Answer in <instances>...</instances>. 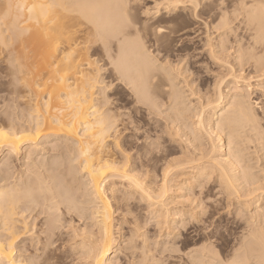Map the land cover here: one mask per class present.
Instances as JSON below:
<instances>
[{
    "label": "bare ground",
    "instance_id": "6f19581e",
    "mask_svg": "<svg viewBox=\"0 0 264 264\" xmlns=\"http://www.w3.org/2000/svg\"><path fill=\"white\" fill-rule=\"evenodd\" d=\"M143 1L0 0V59H3L4 55H6L4 57L6 61L12 64L10 66L6 61L4 62L10 67L8 68V75L1 76L0 80H5L4 83L6 85L8 83V86L14 87L13 90L9 89L10 91H0L9 96L7 97L8 99L6 98L8 104H4V102L0 104V132L4 133L3 136H0V191L6 193L5 198L0 199V264H55L52 261L55 257L50 258V255L52 247L57 244L54 241V236H60L58 223L62 219H59V217L63 215V217L65 215L68 216L70 220L78 218L84 223L83 228L79 226L82 228L81 230L80 228L79 230L74 228L70 230L71 235L69 234L71 238L69 239L72 242L70 248L80 251L81 258L83 259L79 260V262L84 261L82 264H98V262L99 264H116L113 262L116 257H119L120 263L124 260L126 264H158V260L155 257L156 253L155 255L152 253V248L154 247L151 248L149 244L151 240L150 238L148 239L146 233L148 231H144L145 225L150 227L148 224L151 223L152 227L157 229L155 232H158L156 233L159 238L160 236H164L165 238H168L170 235L176 236L179 233L177 234L175 230H179L180 235H185V240L183 238V242L179 245L185 248V246H189V242L186 243L189 231L194 233V236L197 237L196 240L205 237V234H203L205 231L199 230L201 218L205 216L203 215L205 213L203 211L207 210V208L206 210L202 208H204L205 202L208 203L207 200L209 199L205 188L209 192L216 185L214 187L224 195L225 201L228 203L229 201H233L239 206V209L236 207L237 210L246 212L255 204L254 202H250L252 199L255 200L254 198L258 197L257 201H259L260 197H264V179L262 182V177L254 174V171L260 166L263 167L260 171L264 173V155H262L264 152L261 155L259 154L263 158L253 156L256 158H252L256 161V164L254 162L251 163H254L255 166L258 165L254 169V164L251 165L249 163L252 160L251 156L247 160L246 156L248 154L245 155L244 153L249 150L245 146L247 151H244L245 148L243 147V144L248 142L246 140L250 142L254 137H259V135L261 136L260 140L264 141L261 139L263 138L261 134H264L262 133L264 129L261 131L263 126H259L261 125L259 123L260 120L256 118L249 119L244 101V95L248 93L246 92L243 95L241 93L242 90L234 85V94L228 98L226 91L227 94L224 97V91L220 90L223 87L221 86L223 80L220 79L222 81L217 83L215 78L216 83L214 82V86L216 89L213 88L216 90V93L211 86V89H213L211 95L213 92L216 94V97L214 96L215 100L211 101L209 98L210 101L206 102L205 100L208 97H205L204 101L206 105L202 102L204 104L202 108H199V112L197 110L193 115H187V110L180 106V95L182 92L177 90L174 84L175 81L173 82L171 79L172 77L162 71L164 69L161 70L153 65V61L158 60L151 59V56L156 51L153 53L151 47L152 53L149 52L144 43L149 39L150 43H146L151 44L153 42L152 46L154 45L153 48H156L161 45L159 44L160 41L163 44L162 40L164 39L170 38L175 34L179 36L185 31L188 32L185 30L186 27L182 26L185 23L182 24L183 19L181 20L180 15L183 14V18L184 15H187V18L191 15L195 17L200 13L203 15L204 13L202 12L205 11V8L202 5L204 3L201 4L200 0H197L201 7L187 11L183 5L170 10L167 4L173 3L174 0H150L154 1V4H152L153 8L150 7V9L153 10V13L156 14L154 16L157 18V20L151 22V18L153 17L150 18V16L153 15H145L146 12L150 13V10L146 8L147 6L142 8V4L145 2ZM209 1L208 3H211ZM244 1L241 5L246 11V13L244 11L243 13L247 16H243V18H247L248 24L244 25L243 30L248 25L249 28L247 27L246 29H249L251 32L247 33H252V44L250 43L252 47L250 48V45H245L246 47L249 46L247 49H251L250 52L247 51L246 53L250 59L247 58V55L246 58L249 62L251 59V61H254L252 63L254 66H251V68L254 67L255 73H259L256 77L259 78L264 75V67L260 66L261 57L264 55V0H246L247 3H244ZM219 3L216 5L217 7ZM158 4L163 6L156 7ZM125 5H128V7H125ZM202 8L204 11H201ZM235 12L242 15V11L240 12L241 14L239 10ZM161 13H165L164 15L168 14V16H161ZM225 13L223 11L222 14ZM216 15L217 19L213 16L216 19L215 25L212 24L213 27L212 25V28L210 27L213 32L226 26L223 19L225 16ZM186 19L183 21H186ZM128 20L132 21L133 27L131 30L126 27V21ZM244 21L246 22V20ZM228 23L230 24L231 22ZM186 26L188 27L190 24ZM160 27L166 29L164 33L158 31ZM239 27L241 28V25ZM182 30L184 31L182 32ZM208 36L210 37V35ZM214 37L216 36H213V40ZM217 37L220 38L219 40L222 39L221 35ZM242 39L239 40L243 42ZM247 39H245V42H251L246 41ZM208 42H211V40ZM218 42L220 45L221 42ZM241 44L239 43L237 46L240 45L242 47L244 45ZM211 47L209 44L207 49L209 48V54L212 59H216V62L225 59V56L217 54L213 50L214 48ZM239 47L238 49L240 50ZM232 50L230 51L232 52ZM157 51L160 55L159 50ZM239 53L241 55L237 59L239 65H241L242 61L245 60H242L244 52ZM216 54L223 56L222 58L224 59L218 60ZM229 59H227L228 62ZM247 59L246 62L248 63ZM181 60L185 61V59ZM228 62L226 63L228 64ZM185 63L187 64V62ZM247 63L245 64L244 61L243 65H247ZM163 64L160 65L163 66ZM225 66L224 64L223 67ZM181 67L182 64L180 70H182ZM226 67L228 68L229 66ZM184 69L187 70V68ZM229 69L228 71L232 70ZM186 70L185 73H188L189 71L186 72ZM226 70L223 71L226 72ZM209 71L207 69L206 72ZM233 71L232 73L235 74ZM181 72L183 74L184 70ZM102 75L110 79L109 83H104L106 78L103 79ZM175 75L177 74L175 73ZM223 76L218 77L223 78ZM239 78L238 76H233V78L231 76V79H234V81ZM256 78L254 77V79ZM185 80L181 79L180 82L182 83ZM258 81L261 82V80ZM237 82L240 81H235L234 83L236 84ZM246 82H243V84H246ZM4 83L0 84L2 88L6 86L3 87L2 84ZM118 84L124 85L120 87H126L127 89H125L129 90V95L128 91H125V95H128L127 99L130 103H127L128 101L124 103L126 108L130 104V110L133 111L127 109L129 113H123L124 111L120 109L124 105L118 100V98L125 96H119L122 92L119 95L116 94L118 95V97L116 96L117 100L112 99L115 96L113 85L117 87ZM232 84H228V87L229 85L231 87ZM185 86L187 87H184V89L190 90L191 84L188 85L186 83ZM246 86L249 85L247 84ZM16 87H19L20 93L14 91ZM109 88L114 92V96L112 97V94L109 93V91L111 92V90H108ZM192 91L190 90L189 92L194 94ZM116 92H120L119 89ZM208 92L205 93L208 94ZM242 92L245 91L243 90ZM208 95L210 96V94ZM3 99L5 98L3 97ZM160 101H165L163 102V105L166 106L164 114L169 111L170 115H165L167 117L161 115L163 121H156L155 126L149 129L148 127L151 124L148 127L146 125L150 120L145 122L144 125L146 127L144 125V127L142 125L141 127L138 126L141 120L137 119L138 116L135 117L137 119L136 124L132 112L134 113V110L137 111V107H142L147 115H152V118L159 115ZM201 101L203 100L201 99ZM117 102L121 104L120 108H118ZM196 103L194 101V104ZM199 103L201 102L199 101ZM187 106H184V108ZM198 106L201 107V105ZM141 116L144 115L142 114ZM144 118L146 117L144 116ZM144 118L143 121L146 120ZM140 119L142 118L140 117ZM145 128L148 130L141 133ZM129 132L138 134V136L135 135L137 136L135 142L131 139V136L129 138ZM251 136L252 138L250 139ZM152 138L156 141H153ZM242 139L246 142L242 143ZM48 141L54 142L52 147H49L50 149L43 146ZM240 143H242L241 146L244 149L239 146ZM262 146L263 149L261 151L264 150V145ZM262 146L259 148L261 149ZM260 149H257L258 152H261L259 151ZM49 152L50 154L51 152L54 154L47 158L46 153ZM151 161L154 163L153 166L149 165V163L152 164ZM85 164L88 165V171L84 169ZM60 168L65 185L70 183L69 179L74 180L75 174H78V178L80 176L82 180V183H80L84 187L83 190L87 191L84 195L87 199L81 198L83 196L82 192V196L77 195V197L85 200L79 202L80 199H76V196L73 194L74 192L72 193L67 185L63 193L59 192L58 188L62 184L58 179ZM68 186L71 187L70 185ZM78 187L77 189H79ZM72 188L74 187L72 186ZM204 192L206 193L205 197H203ZM215 193L216 195H213L218 196L216 191ZM80 194L81 192H79ZM213 200H215L214 197ZM84 204L87 205L86 208ZM235 205H233V209ZM257 205V209L255 208V211L251 212L252 214L247 213L248 215L246 217L243 216L245 219L242 220L245 224L244 229H242L244 226L241 227L245 232L242 235V239L246 241L245 244L243 242L242 244L249 248L244 247L245 251L241 252L242 254L236 252L238 255L233 256V254V258L230 260H227V257L224 256L222 258L221 254H219L220 256H218L222 259L218 260L216 258L217 262L214 261L209 252L205 251L206 249H200L201 251H197L198 253L195 255L196 261H191L190 263L212 264L214 261L216 263L213 262V264H264V200L261 202V205L258 203ZM140 208L143 209L140 213H144L143 218L140 215L142 220H140L139 213H137L141 210ZM211 211L213 212L212 208ZM214 212L216 211L214 210ZM219 212L218 214H221ZM208 214L210 215L209 211ZM228 215L230 216V213ZM116 216L121 218L117 223L118 225L114 223ZM243 217L241 216L240 218ZM205 218L207 219L206 216ZM216 218L218 217L216 216ZM78 219L76 220L78 221ZM206 219H204L205 222ZM76 220L74 219V222ZM207 220L210 219L208 218ZM37 221L38 223L36 224ZM67 223L73 224L70 221ZM237 223L239 222L236 221L235 224L237 225ZM87 224H89V227ZM75 225L78 226V223ZM124 226L128 230L126 239L124 236L127 230L124 236L122 232ZM87 227L91 229L87 230ZM241 229L239 231H242ZM213 239L211 240L213 241ZM169 240H175V238L170 239L169 237ZM205 241L206 239H204ZM154 243L157 244L156 242ZM239 243L238 246L241 245ZM21 244L23 246H20ZM173 244H175V241ZM160 245L162 244L160 243ZM176 245L178 244L176 243ZM58 246L62 245L58 244ZM152 246L154 245L152 244ZM165 246L168 247V244ZM177 247L175 246V248ZM189 247H187V250L190 249ZM53 248L56 249L55 247ZM162 248L164 250V245H162ZM184 248L180 250L178 247L179 250L176 253L182 251ZM54 251L56 252V250ZM68 252L70 251L68 250ZM161 252L163 253V251ZM186 252L184 254L188 255L189 252ZM162 253L161 255L163 256L164 253ZM165 254L168 253L165 252ZM115 255L116 257H114ZM174 255L176 258V254ZM58 257L60 256L58 255ZM182 257H180V260H182ZM225 258L226 260H224ZM251 259L252 263H249ZM177 260L175 259L174 261ZM179 262L177 263L181 264V261ZM162 264L164 263L162 262Z\"/></svg>",
    "mask_w": 264,
    "mask_h": 264
},
{
    "label": "rangeland",
    "instance_id": "374dc122",
    "mask_svg": "<svg viewBox=\"0 0 264 264\" xmlns=\"http://www.w3.org/2000/svg\"><path fill=\"white\" fill-rule=\"evenodd\" d=\"M145 1V2H144ZM143 2V4H144V6H143V4H142V8H145L146 6V8L148 9L149 8V10H150V13H151V15H153V16H150V18L151 17H153V18H151L152 19V21L151 22H154L155 20H157V18L155 17L156 16V14H154L153 13V10L152 9H150V7L151 8H153V5L152 4H154L153 2L155 1H150L149 0V2H148V0L146 1V0H144ZM199 1V0H198ZM202 1H204V2H202ZM218 0H210L209 2H211V3H208V0H200L199 2H201V4H205V5H207V6H205L204 4V6L202 5V7L203 8H205L204 10H203V8L201 9V11H204V12H202V13H204L203 15L200 13V14H198L197 16H201V18H199L200 19V22H199V19L197 20V19H194L195 17L194 16H189L190 18H192V19H190L189 17L187 18L185 15H184V18H183V14H181L180 15V18H181V20L183 19V20H185L186 18L188 19H186V21H183L182 20V24H184V25H182V26H185L184 28H185V30H187L188 32H183L184 30H182V32L183 33H185L186 34V36H184L185 34H183V33H181V31H180V35L179 36H176V34L175 35H173L172 37H174V38H172V37H170V38H167V39H164V40H166L165 41V43H164V40H162V42H163V44L161 43V41H160V43L159 44H161V45H159V47H156V48H153L154 47V45L152 46V44H153V42H151V44H147V43H150V40L148 39V40H146L144 43H145V46H147L146 48H148L149 49V52H151L152 53V49H153V53L155 54H153L152 56H151V59L152 60H154V59H158V60H155V61H153V65L155 66V67H157V68H159V69H164V70H162V71H164V72H166L167 74H169L170 75V77H172L171 79L173 80V82H174V84L176 85V87H177V90L178 91H181L182 93H181V95H180V101H181V107L183 108V109H186L187 110V115L189 114V115H193V113L194 112H196L197 110V112H199L200 111V109L199 108H202V106H203V104L205 103V105H206V102H209L210 100H209V98L211 99V101H214L215 100V97H216V94H214V92L216 93V88H215V86H214V82L217 80V83H219V82H221L222 80V82H223V84L221 85V86H223V87H221V89L220 90H222V92L224 91V93H223V95H224V97H225V95L227 94L228 95V98L230 97V96H232V94H234V91H233V86L234 85H236V86H238V88H240V90H244L245 92H242L241 91V93L244 95L246 92H247V89H251V95L255 98V97H257V96H259L260 94H261V88H264L263 86H264V81H262L261 80V73H260V77L259 78H256L257 76H258V74L259 73H255V70H254V67H252L251 68V66H254L252 63L254 62V61H251L250 60V62H249V60L248 59H250V58H248L249 57V55H247L246 53H247V51H249L250 52V50L249 49H247V48H249V46L248 47H246L247 45H250V48L252 47V33H247V32H251L249 29H246L247 27H248V25H247V27L243 30V28L246 26V24H248L247 22V18H243V16L244 17H246L247 15H245L244 13H246V11H245V9H244V7H242V8H238L237 7V5H239V3H240V5H241V3H243V1L241 0V2H240V0H238V2H236L237 0H219L218 2H217ZM232 1H234V2H232ZM207 2V3H206ZM214 4H213V3ZM217 2V3H216ZM220 2V3H219ZM236 2V3H235ZM246 2V0L244 1V3ZM218 3H219V6L217 7L216 5H218ZM222 3H225V4H227L228 6L227 7H225V8H221L220 7V5L222 4ZM247 3V2H246ZM146 4V5H145ZM215 7H217V8H215ZM228 10H227V9ZM237 8V9H236ZM208 9V10H207ZM226 9V10H225ZM234 9V10H233ZM242 9V10H241ZM244 9V10H243ZM152 10V11H151ZM216 10H217V12H216ZM222 10V11H221ZM233 10V11H232ZM238 11L239 10V13L242 11V15H239L238 14V12H235V11ZM214 11V12H213ZM219 11V12H218ZM223 11H224V13H225V11H226V13L225 14H222L223 13ZM229 11V12H228ZM231 11V12H230ZM243 11H244V13H243ZM228 12V13H227ZM153 13V14H152ZM218 14L219 16L221 15L222 17H224L223 19H224V21H225V23H226V26L223 28V29H220V30H218V31H216V30H214V32H213V30L211 29L212 27H213V25H215V22H216V17H217V15L216 14ZM221 13V14H220ZM233 13H236V14H233ZM165 13H161L160 15L161 16H168V14L167 15H164ZM241 14V13H240ZM244 14V15H243ZM155 15V16H154ZM229 15V16H228ZM237 15V16H236ZM210 16V17H209ZM216 18H214V17ZM155 17V18H154ZM186 17V18H185ZM233 17V18H232ZM236 18V19H235ZM189 19H190V21H189ZM210 19V20H209ZM226 19V20H225ZM228 19H230V20H228ZM242 19H244V20H246V22L244 21V20H242ZM205 20V21H204ZM207 20V21H206ZM209 20V21H208ZM234 20V21H233ZM239 23L240 22V24H238L236 21ZM227 21V22H226ZM187 22H188V24H190V26H186V25H188L187 24ZM190 22V23H189ZM214 22V23H213ZM228 22H231L230 24L228 23ZM243 22V23H242ZM192 23V24H191ZM200 23V24H199ZM206 23H208V24H206ZM228 23V24H227ZM242 23V24H241ZM213 24V25H212ZM211 25H212V27H211ZM233 25H235V26H233ZM239 25H241V28L239 27ZM245 25V26H244ZM207 26V27H206ZM209 26V27H208ZM243 26V27H242ZM203 27V28H202ZM211 27V28H210ZM205 28V29H204ZM228 28V29H227ZM233 30H232V29ZM249 28V27H248ZM209 30V31H208ZM226 30V31H225ZM229 30V31H228ZM240 30V31H239ZM210 32V34H208V32ZM233 33H232V32ZM246 31V32H245ZM207 32V33H206ZM212 32V33H211ZM200 33V34H199ZM224 33V34H223ZM228 33H229V35H228ZM232 33V34H231ZM240 33V34H239ZM247 33V34H246ZM178 34H179V32H178ZM177 34V35H178ZM212 34V35H211ZM235 34H236V36H235ZM249 34V35H248ZM184 37H183V36ZM208 35H210V37L208 36ZM218 35H221L222 37V41L221 40H219L220 38H218L217 36ZM226 35V36H225ZM245 35H248V36H245ZM176 36V37H175ZM204 36V37H203ZM213 36H216V37H214V40L212 39L213 38ZM225 36V37H224ZM229 36V37H228ZM179 37V38H178ZM182 37V38H181ZM248 37H250V38H247ZM211 38V39H210ZM225 38H227V39H225ZM242 39L243 40V42H241L239 39ZM173 39V40H172ZM209 39V40H208ZM234 39V40H233ZM245 39H247L246 41H251V42H249V43H247V42H245ZM250 39V40H249ZM172 40V41H171ZM200 40V41H199ZM211 40V42H208V41H210ZM215 40H217V41H215ZM224 40V41H223ZM228 40V41H227ZM239 41V43H242V44H244L242 47H243V49H241L242 47L240 46V45H238L237 46V44H239V43H237L238 41ZM149 41V42H148ZM213 41V42H212ZM218 41H220L221 43H220V45H219V42ZM147 42V43H146ZM218 44H217V43ZM224 42V43H223ZM227 42V43H226ZM245 42V43H244ZM212 46L211 48H214L213 50H215V52L217 53V54H222L223 56H225V59L224 58H222L223 56H221V55H217L218 56V60H220V59H224V60H220V61H218V62H216V59H212V57H210V54H209V48L207 49V47L209 46V44ZM213 45H212V44ZM223 43V44H222ZM237 43V44H236ZM247 43V44H246ZM251 43V44H250ZM147 44V45H146ZM165 44V45H164ZM166 44H167V46H166ZM206 44H208V45H206ZM224 44H226V45H224ZM229 44H231V45H229ZM233 44H234V46H233ZM241 44V45H242ZM149 45H151V46H149ZM163 45V46H162ZM179 45V46H178ZM200 45H202V46H200ZM204 45V46H203ZM224 47H223V46ZM246 45V46H245ZM166 46V47H165ZM216 46V47H215ZM231 48H230V47ZM240 46V47H239ZM244 46L246 47L245 48V50H244ZM151 47H152V49H151ZM202 47V48H201ZM238 47L240 48V50H242V51H240L239 49H238ZM217 48V49H216ZM223 48V49H222ZM224 48H226L225 49V51H226V53H225V51H224ZM229 48V49H228ZM236 48V49H235ZM151 49V50H150ZM155 49H157V50H159V52H160V55L158 54V51L157 50H155ZM186 49V50H185ZM220 49H221V51H220ZM228 49V50H227ZM233 49V50H232ZM162 50H163V52H162ZM176 50V51H175ZM202 50H204V51H202ZM219 51V53H218V51ZM230 50H232V52L230 51ZM237 50H239V51H237ZM244 50V51H243ZM187 51V52H186ZM202 51V52H201ZM229 51V52H228ZM236 51V52H235ZM168 52V53H167ZM185 52V53H184ZM221 52V53H220ZM228 52V53H227ZM231 52V53H230ZM239 52H244V56H243V59L242 60H244L245 61V64L247 63L246 62V59L248 60V63H247V65H243V63H244V61H240V63H242L241 65H239V61H238V56L239 55H241ZM248 52V53H249ZM208 53V54H207ZM224 53V54H223ZM236 54V56H235V54ZM186 54V55H185ZM227 54H230V55H227ZM232 54V55H231ZM156 55H159V56H156ZM246 55H247V58H246ZM2 56V55H1ZM6 55H4V57H5ZM155 56V57H154ZM184 56H186L185 58H184ZM208 56V57H207ZM220 56H221V58H220ZM233 56V57H232ZM3 57V56H2ZM3 57V59L1 58L0 60V63H3V64H1L0 65V77L1 76H7L8 75V68L10 67V66H12V64H10V63H8L7 61H6V59ZM153 57V58H152ZM161 57V58H160ZM180 57V58H179ZM230 58V59H229ZM5 59V60H4ZM168 59V60H167ZM181 59H185V61L184 60H181ZM190 59V60H189ZM205 59V60H204ZM227 59H229V62H228V60ZM2 60H4V61H2ZM167 60V61H166ZM179 60H181V61H179ZM207 60V61H206ZM214 60H215V62H214ZM6 61V63H8V64H10V66H7L4 62ZM162 61V62H161ZM210 61V62H209ZM221 61H222V63L223 62H225V63H221ZM234 61H235V63L237 64H235L234 63ZM237 61V62H236ZM166 62V63H165ZM185 62H187V64L185 63ZM226 62H228V64L226 63ZM155 63V64H154ZM160 65V64H163V66L162 65H160L161 67H163V68H161L158 64ZM168 63V64H167ZM180 63V64H179ZM216 63V64H215ZM217 63H219L220 65H222V66H220L219 64H217ZM7 66V71H6V69H5V65ZM158 66H157V65ZM179 64V65H178ZM181 64H182V67H181V69L182 70H184V72H183V74H181L182 72V70H180V66H181ZM204 64V65H203ZM208 64H209V66H208ZM224 64L226 65V66H229V67H231L230 69H229V67L227 68L226 66V69H225V67H223L224 66ZM234 64V65H233ZM252 64V65H251ZM172 65V66H171ZM185 65V66H184ZM186 65H189V66H186ZM202 65V66H201ZM212 65V66H211ZM220 66L219 68H218V66ZM243 65V66H242ZM166 66V67H165ZM170 67V68H168V67ZM217 66V67H216ZM235 68H234V67ZM237 66V67H236ZM241 66V67H240ZM172 67H173V69H172ZM174 67H175V70H174ZM179 67V68H178ZM207 67V68H206ZM215 67V68H214ZM234 69H233V68ZM243 67V68H242ZM166 68V69H165ZM184 68H187V70L186 69H184ZM223 68V69H222ZM238 70H237V69ZM240 68H241V70H240ZM245 68V69H244ZM11 69V68H10ZM168 69V70H167ZM170 69V70H169ZM179 69V70H178ZM189 69V70H188ZM207 69H208V71H209V69H210V71L209 72H206L207 71ZM217 69V70H216ZM222 69V70H221ZM228 69L229 70H231V71H228ZM243 69V70H242ZM172 70H174V71H172ZM185 70H186V72H188V73H185ZM212 70V71H211ZM223 70H226V72L225 71H223ZM233 70H235V71H233ZM240 70V71H239ZM170 71V72H169ZM178 71V72H177ZM232 71L233 72H235V74H237V75H235L234 73H232ZM237 71H239L238 73H236ZM6 74H5V73ZM180 72V73H179ZM210 72H212V73H210ZM222 72V73H221ZM2 73V74H1ZM170 73H172V74H170ZM175 73L178 75H175ZM185 73V74H184ZM190 73H192V74H190ZM225 73V74H224ZM229 73V74H228ZM233 75H232V74ZM253 73H255V74H253ZM181 74V75H180ZM188 74H189V77H188ZM216 75V76H214V75ZM240 74V75H239ZM251 74V75H250ZM257 74V75H256ZM9 75H10V72H9ZM173 75V76H172ZM184 77H183V76ZM193 75V76H192ZM196 75V76H195ZM198 75V76H197ZM223 75H225L226 77H228L227 79H226V77L225 76H223ZM245 75V76H244ZM253 75H256V76H253ZM174 76H176V77H174ZM180 76H181V78H180ZM221 76H223V78H219V77ZM231 76H232V78H233V76H238V80H235V81H240V82H237L236 84L234 83L235 81H234V79L232 80L231 79ZM252 76V77H251ZM102 77H103V79H105L104 81V83H106V82H108L109 83V81H110V79H108L107 78V76L105 77V75H102ZM174 77V78H173ZM193 77V78H192ZM245 79V81H244V79ZM251 77V78H250ZM254 77L256 78V79H254ZM185 78H187L189 81H191V82H189L187 79L185 80ZM191 78V79H190ZM195 78V79H194ZM215 78H216V80H215ZM218 78V79H217ZM1 79V78H0ZM2 79H4V77H2ZM176 79H178V80H176ZM185 80V81H182V83H184L185 85H186V83L188 84V85H190L191 84V86L189 87L190 88V90L192 91V89H194V91H192L194 94H191V92H189L190 90L189 89H187V88H185L184 89V87H187V86H185L184 84H182L181 82H180V80ZM206 79V80H205ZM220 79H222L221 81H220ZM247 79V80H246ZM252 79V80H251ZM253 79H254V81H253ZM219 80V81H218ZM248 80H249V82H248ZM257 80V81H256ZM258 80H261V82L260 81H258ZM1 81V83H4L5 82V80H0ZM247 81V82H246ZM252 81V82H251ZM7 82V81H6ZM189 82V83H188ZM198 82V83H197ZM228 82V83H227ZM233 84H232V83ZM243 82H246V84L244 83L243 84ZM254 82V83H253ZM0 83V84H1ZM178 85H177V84ZM181 83V84H180ZM192 83H193V86H194V88H193V86H192ZM213 83V84H212ZM216 83V82H215ZM225 83V84H224ZM240 83V84H239ZM250 83V84H249ZM261 83V84H260ZM228 84H232V86L230 87V85H229V87H228ZM242 84V85H241ZM249 85V86H246V85ZM3 85V87L6 85L5 83L4 84H2ZM182 85H184V86H182ZM227 85V86H226ZM240 85V86H239ZM1 86V85H0ZM119 86V87H118ZM120 86H124V85H121V84H118L117 85V87H118V89H119V91L120 92H116V91H118V89H117V87H116V85H113V90H115V94H114V92H112V89H108V90H111V92L109 91V93L110 94H112L111 95V97L112 96H114V98L112 97V99L113 100H117V97H118V95H119V93H121L122 92V94H120L119 96H123V95H125L126 94V92L128 93V95H129V90H126L127 88L126 87H120ZM181 86H182V88H181ZM210 86V87H209ZM211 86H212V88L214 89H211ZM253 86H254V88H253ZM12 87V88H11ZM8 86V83H7V85L5 86V88H2V86L0 87V91H4L5 92V90H7V91H10V90H13L14 89V87L13 86ZM115 87V88H114ZM191 87H192V89H191ZM225 87V88H224ZM248 87V88H247ZM259 87V88H258ZM261 87V88H260ZM112 88V87H111ZM123 88V89H122ZM126 88V89H125ZM181 88V89H180ZM208 88H209V90H208ZM230 89V91H229V89ZM243 88V89H242ZM3 89V90H2ZM10 89V90H9ZM182 89H184V90H182ZM206 89V90H205ZM210 89H211V92H210ZM225 89V90H224ZM228 89V90H227ZM254 89V90H253ZM201 90V91H200ZM209 92H208V91ZM212 90L214 91L213 92V94L211 95V93H212ZM232 90V91H231ZM15 92H19L20 93V89H19V87H16L15 88V90H14ZM126 91V92H125ZM187 91H188V93H187ZM196 91H198V92H196ZM200 91V92H199ZM226 91H227V93H226ZM229 91V92H228ZM123 92H124V94H123ZM205 92H208V94H210V96L207 94V93H205ZM230 92H233V93H231L230 94ZM0 93H2V94H0L1 96H0V98L2 97V99H3V97L5 98V99H0V104H2L3 102H4V104H8V101H7V97H9V96H7V94H3V92H0ZM18 93V94H19ZM185 93V94H184ZM197 93H201L200 95L199 94H197ZM17 94V95H18ZM114 94V95H113ZM116 94H118V95H116ZM186 94H187V96H186ZM197 94V95H196ZM3 95V96H2ZM128 95L125 97H121V98H118V100H120L119 102L121 103L122 102V104H124L126 101H128V99H127V97H128ZM190 95V96H189ZM194 95V96H193ZM198 95H199V97H198ZM203 95V96H202ZM245 95H247V94H245ZM245 95H244V97H245ZM117 96V97H116ZM185 96V97H184ZM195 96H197L198 98H200V100H198V98L196 97V99H195ZM215 96V97H214ZM116 97V98H115ZM182 97V98H181ZM187 97V98H186ZM191 98V99H189V98ZM202 97V98H201ZM205 97H208V98H206V100L204 99ZM212 97H213V99H212ZM7 98V99H6ZM188 99V100H186V99ZM194 98V99H193ZM124 99V100H123ZM185 99V100H184ZM192 99H193V101H192ZM201 99L203 100V101H201ZM7 102H6V101ZM206 102H205V101ZM193 103V105H192V103ZM194 101H195V103H196V101H197V103L196 104H194ZM199 101L202 103V102H204V103H199ZM2 102V103H1ZM119 102H117V104L119 105V107L118 108H120V106H121V104L119 103ZM163 102H165V101H160V103H162V104H160L159 103V105H160V108L158 109V111H159V115H157V116H154V117H152L151 118V116L152 115H147V113L145 112V110H143V108L142 107H137V111H135L134 110V113L132 112V116H134V120L136 121L137 119H139V120H141V121H139V124H138V126H140L141 127V125H142V127H144L145 125V122H147V120H150L151 121V119H153L150 123L149 122H147V127H148V125H150L149 127H148V129L149 128H151V127H154L155 125V122L156 121H161L162 120V116L161 115H167V116H169L170 115V112L169 111H167V113L166 114H164L165 112H166V106L165 105H163ZM189 102V103H188ZM127 103H130L129 101L127 102ZM126 103V104H127ZM184 103V104H183ZM116 104V105H117ZM166 104V103H165ZM187 106L186 108H184V106ZM189 104H191L190 106H189ZM129 105V106H128ZM127 106L129 107H125V104L124 105H122V107L120 108L121 109V111H124L123 113H129V111L128 110H130V104H128ZM196 105H197V107H196ZM198 105H201V107L200 106H198ZM204 105V106H205ZM124 106V107H123ZM161 106H164V107H162L161 108ZM179 106V107H180ZM180 107V108H181ZM126 110H125V109ZM141 110H139V109ZM163 108H165V109H163ZM194 108V109H193ZM196 108V109H195ZM128 109V110H127ZM161 109H162V112H161ZM2 110V109H1ZM191 110H193L192 112H190ZM195 110V111H194ZM130 111H133V110H130ZM11 112H12V109H11ZM141 112V113H140ZM145 112V113H144ZM189 112V113H188ZM138 113H139V115H138ZM192 113V114H191ZM144 115L146 118H144V116H141V115ZM146 114V115H145ZM264 115V114H261V113H257V115ZM139 118H138V117ZM150 116V118H148ZM167 116H165V117H167ZM135 117H137V119L135 118ZM140 117L142 118V119H140ZM162 117V118H161ZM143 118H144V120L145 121H143ZM160 119V120H159ZM163 121V120H162ZM153 123V124H152ZM261 125H259V126H263L262 127V129H261V131L264 129V124H262L261 122H259ZM136 124H137V121H136ZM144 125V126H143ZM145 126V127H146ZM148 129H143L142 130V132L141 133H144V132H146ZM146 130V131H145ZM144 131V132H143ZM130 133V135H129V138H130V136H131V139L132 140H134V142H135V138L138 136V134H133V133H131V132H129ZM262 133H264V130H263V132ZM135 135H137V136H135ZM143 135V134H142ZM262 135V137L263 138H261V139H263L264 140V134H261ZM134 136V137H133ZM146 136V135H145ZM125 137V136H124ZM254 137V136H253ZM260 135H259V137H257V138H253L250 142H249V140H246L245 138V140L246 141H248L247 143H244V142H246L245 140L243 141V139L241 140V142L242 143H244L243 144V147L245 148V146L247 147V149L249 150V151H247V149L245 148H243L241 145H242V143H240V145L239 146H241V148L242 149H244V151H247V152H244L245 153V155H247L246 157H247V160L249 159V157L251 156V159L252 158H254V159H256V158H258V156H259V158H263L262 156L260 157V155L264 152V150L263 151H261L262 149H263V146L262 145H264V141H262V140H260ZM252 138V136L250 137V139ZM142 140V139H141ZM152 140H153V138H152ZM152 140H149V141H152ZM153 141H156V140H153ZM255 141V142H254ZM261 141V142H260ZM256 142H257V144H256ZM46 143V144H45ZM44 144H43V146H45L44 148H51L52 147V145H53V143L54 142H45ZM259 143V144H258ZM262 143V144H261ZM246 144V145H245ZM249 144H251V145H249ZM252 145H253V147L256 149H254L253 147H252ZM258 145V146H257ZM262 146V148L260 149L259 147H261ZM248 147H250V148H252V149H250V148H248ZM256 147H258V148H256ZM49 148V149H50ZM254 149V150H253ZM257 149H260L259 151H261V152H258V150ZM253 150V151H252ZM251 151H252V153H251ZM254 152V153H253ZM249 153H251V154H249ZM54 153H52L51 152V154H50V152L49 153H46V157L48 158V157H50V155H53ZM258 154V155H257ZM260 154V155H259ZM262 155H264V153L262 154ZM253 156H255V157H253ZM254 159H252L249 163H251V162H254L255 164H256V161L254 160ZM152 162V161H151ZM254 163H251V165H253ZM255 164L253 165L254 167V169H256V166H258V165H256L255 166ZM258 164H261V163H258ZM149 165H151V166H153L154 165V163L152 162V164L151 163H149ZM258 169H256L253 173L254 174H257V175H259V177H262V182H263V177H264V173L262 172V171H260L261 170V168H263L262 166H260V167H257ZM253 169V170H254ZM252 170V171H253ZM256 171H258V172H256ZM58 172H60L59 173V177H58V179L60 180V182L62 183L61 184V186H59V188H58V190H59V192L60 193H63L64 192V188H65V186L67 185V187H68V189L76 196V199H80L79 200V202L80 201H84L85 199H87V197L85 198L84 197V195L87 193V191L85 190H83L84 189V187L81 185V179H80V176H79V178H78V174H75L74 175V180H70L69 179V181H70V183L72 184H66L65 185V183H64V178H63V175H61V168H60V170L58 171ZM261 173V174H260ZM256 175V176H257ZM262 175V176H261ZM80 179V180H79ZM77 181V183H75ZM81 182V183H80ZM79 183V184H78ZM64 185V186H63ZM68 185H70L71 187H69ZM78 185H79V187H78ZM72 186L74 187V188H72ZM76 186V187H75ZM214 186H216V185H214ZM213 186V187H214ZM77 187L79 188V189H77ZM213 187L211 188V190H209V192L207 191V188H205L206 189V191L205 192H207V194L209 195V199L207 200L208 201V203H206L205 202V204L203 205V207L204 208H202L203 210L205 209L206 210V208H207V212L206 211H203V212H205L203 215H205L206 217H207V219L209 218L210 220H207L206 218H205V216L203 217V218H201L202 219V221H201V226L199 225V230L200 231H202V232H204L203 234H205L204 236L205 237H203V239H202V241H201V239H197L196 240V238L197 237H195L194 236V233H192V231H189L190 233H189V235H191V236H187V241H186V243H188L189 244V246H185V248L184 247H181L180 245V243H182L183 242V238H184V240H185V235L184 236H182L183 234H181L180 235V232H178L177 230H175L176 232H177V234L178 235H176V236H174V235H170L169 237H170V239H174L175 238V240H169V237L168 238H165L164 236H160V238L158 237V232L156 233L155 232V230H157L155 227H152L153 225L150 223V224H148L150 227H147L146 225L144 226V231H148V232H146L147 233V236H148V239L150 238V242H149V244L151 245L150 247L152 248V247H154V248H152L153 249V255H155V253H156V255H155V257H156V259L158 260V264H162V262L164 263V264H176L177 262H179V261H181V264H182V261H184L183 262V264H192V263H190L191 261H196V259H195V255H197L196 253H198L197 251H201L202 249H206L205 251L206 252H209V254H210V256L212 257V258H214V261H218L219 259L221 260L223 257L222 256H224V257H227V260H230L231 258H233V256H235V255H238V254H240L241 252H244L245 251V249H244V247L245 246H243V244H245V240H243L242 238H243V234L245 233L242 229H244L245 228V224H244V221L242 222V220L243 219H245L244 217H246V215H248V214H250L251 212L253 213L254 211H255V208L257 209V203L259 204V205H261V202H263V200H264V197L262 198V197H260V199H259V201H257L258 200V197L257 198H254L255 200H253L252 199V201H250V202H254L255 204H253L252 206H251V209H249V211L248 212H246V211H243V210H237V208L236 207H238V209H239V206H237L238 204H236V203H234L233 201H229V203L227 202V201H225L226 199H225V197H224V195L223 194H221L220 193V191L218 192V189H216V187H214V190H213ZM71 188V189H70ZM81 189V190H80ZM78 190H80V191H78ZM213 190V191H212ZM76 191H77V193H76ZM212 191V192H211ZM215 191L217 192V195L218 196H222L223 195V197H224V199H223V197H218V196H214V195H216V193H215ZM79 192H81V194L79 195ZM82 192H83V196H82ZM204 192V195H203V197H205L206 196V193ZM211 194V196H210V194ZM214 194V195H213ZM221 194V195H220ZM242 194V193H241ZM77 195L78 196H82L81 198H85V199H81V198H79V197H77ZM207 195V196H208ZM212 197V198H211ZM213 197H214V199L215 200H213ZM263 199V200H262ZM216 200H218V201H220L221 202V204H220V202H216ZM223 202H222V201ZM206 201V200H205ZM211 203H210V202ZM257 201V202H256ZM260 202V203H259ZM210 203V204H209ZM215 203V204H214ZM224 203V204H223ZM221 206H220V205ZM228 204H229V207L231 208H229L228 207ZM235 205L234 206V209H233V205ZM208 205V206H207ZM257 205V206H256ZM84 207L86 208L87 207V205L86 204H84ZM210 207V208H209ZM220 207V208H219ZM253 207V208H252ZM258 207H260V206H258ZM211 208H212V210H213V212H214V210L216 211V212H212L211 211ZM141 210H139L137 213H139V216L141 215L142 216V218H143V216H144V213L142 212V214L140 213V211H143V209L142 208H140ZM221 209V210H220ZM254 209V210H253ZM229 210H231L230 212H229ZM236 210V211H235ZM208 211L210 212V215L208 214ZM219 213H221V214H218V212ZM225 211V212H224ZM239 212V214H238V212ZM241 211H243L242 212V214H240L241 213ZM230 213V216L228 215L229 213ZM216 213V214H215ZM248 213V214H247ZM251 213V214H252ZM212 214V215H211ZM218 214V215H217ZM234 214V215H233ZM245 214V215H244ZM138 215V214H137ZM238 215H239V217H238ZM64 216V215H63ZM59 217V219H61L60 221H59V223H58V232L60 233V236H54V241L57 243V244H55L53 247H55L56 249H54L53 247H52V251H51V257L50 258H54L52 261L55 263V264H75V262H76V264H82V263H84V261H80L79 262V260H82L83 258H81L82 256H81V253H80V251H75V250H73V249H71L70 248V246H71V241H70V230H72V229H76V230H79V228H80V230L83 228V225H84V223H82L78 218H74L75 220L76 219H78V221H80V222H78L77 220L74 222V219L73 220H70V218L68 217V216H66L65 215V217ZM141 216H140V220H142L141 219ZM209 216H211V217H209ZM216 216L218 217V218H216ZM243 217V218H240V217ZM214 217V218H213ZM236 217H238V218H236ZM119 218V219H118ZM213 218V219H212ZM234 218V219H233ZM69 219V220H68ZM118 219V220H117ZM204 219H206V222H205V220ZM214 219H216V220H214ZM219 219V220H218ZM235 219H236V221L237 222H239V223H237V225L235 224L236 223V221H235ZM68 220V221H67ZM115 224L116 225H118L117 223H118V221H120L121 220V218L120 217H115ZM218 220V221H217ZM232 220H233V224H232ZM240 220V221H239ZM73 222V224H70V223H67V222ZM209 221V222H208ZM212 221H213V223H212ZM208 222V223H207ZM38 223V221L36 222V224ZM62 223V224H61ZM77 224L78 223V226L77 225H75V224ZM79 223H80V225H79ZM203 223H204V225H203ZM64 224H65V226H64ZM82 224V225H81ZM209 224H211V225H208ZM239 224V225H238ZM67 225V226H66ZM69 225V226H68ZM77 227H75V226ZM207 225V226H206ZM236 227H235V226ZM242 225V226H241ZM73 226V228H71V227ZM79 226H81V227H79ZM87 226L89 227V224H87ZM203 226V227H202ZM206 226V227H205ZM233 226V227H232ZM244 226V227H243ZM63 227V228H62ZM86 228L87 230H90L91 228ZM152 227V228H151ZM200 227H201V229H200ZM205 227V228H204ZM235 227V228H234ZM238 227H240L239 229H238ZM241 227H243L242 229H241ZM38 228H39V226H38ZM64 228H66L65 230H64ZM208 228H210V229H208V231H207V229ZM234 228V229H233ZM154 229V230H153ZM177 229H179V228H177ZM206 229V230H205ZM242 230V231H239V230ZM62 230H63V232H62ZM127 229H126V226H124V229H123V236H124V234H125V231H126ZM204 230V231H203ZM61 231V232H60ZM153 231V232H152ZM206 231H207V233H206ZM213 231V232H212ZM216 231V232H215ZM226 231H227V233H226ZM66 232H68V233H66ZM208 232H209V234H208ZM212 232V233H211ZM215 232V233H214ZM64 235H63V234ZM65 233H66V235H65ZM127 233H128V230L126 231V234H125V239L127 238ZM156 233V234H155ZM182 233V232H181ZM239 233V234H238ZM70 234V235H69ZM149 234V235H148ZM155 234V235H154ZM211 234V235H210ZM214 235V237H213V235ZM69 235V236H68ZM154 235V236H153ZM207 235H209V236H207ZM220 236V237H218V236ZM241 235V236H240ZM174 236V237H173ZM209 237L208 239H209V241H207L208 239H207V237ZM217 236V238H215ZM238 236V237H237ZM64 237V239H62ZM155 237V238H154ZM158 237V238H157ZM177 237V238H176ZM178 237H180V238H178ZM181 237H182V239H181ZM188 237H190L189 239H188ZM212 237V238H211ZM67 238H68V240H67ZM70 238V239H69ZM162 238V239H161ZM213 238H215V239H213ZM237 238H239V239H237ZM57 239V240H56ZM62 239V240H61ZM66 239V240H65ZM153 239H156V240H153ZM159 241H158V240ZM178 239V240H177ZM193 239H194V241H193ZM204 239H206V243L204 242ZM211 239H213V241L211 240ZM218 239H220V240H218ZM63 240H65V241H63ZM78 240V239H77ZM164 240V241H163ZM165 240H167V241H165ZM215 240V241H214ZM217 240V241H216ZM222 240V241H221ZM237 240H240V241H237ZM59 241V242H58ZM162 241V242H161ZM174 241H175V244H173L174 243ZM178 241V242H177ZM196 241V242H195ZM62 242V243H61ZM66 242H67V244H66ZM69 242V243H68ZM151 242H152V244L154 245V246H152V244H151ZM154 242H156L157 244H155ZM162 244V245H164V250H162L163 248H162V245H160V243ZM163 242H165V243H163ZM173 242V243H172ZM191 242V243H190ZM239 242H241V243H239ZM242 242H243V244H242ZM172 243V244H171ZM176 243L178 244V245H176ZM201 243V244H200ZM220 245H219V244ZM238 243L239 244H241V245H239L238 246ZM58 244L59 245H62V246H58ZM159 244V245H158ZM168 244V247H166L165 245H167ZM171 244V245H170ZM180 244V245H179ZM191 244V245H190ZM198 244V245H197ZM200 244V245H199ZM205 244H206V246H205ZM212 244V245H211ZM68 245V246H67ZM156 245H157V247H156ZM170 245V246H169ZM186 245V244H185ZM192 245H194V246H192ZM202 245V246H201ZM211 245V246H210ZM214 245V246H213ZM237 245V246H236ZM247 245V244H246ZM20 246H23V244H21ZM161 246V247H160ZM172 246V247H171ZM175 246H178L179 247V249L181 250L182 248H184L182 251H179V252H181L180 254H182V255H180L179 254V252H177L178 253V256H177V253H176V251H178L179 249H178V247L177 248H175ZM242 246V247H241ZM66 247V248H65ZM181 247V248H180ZM187 247H189L190 249L189 250H187L188 248ZM201 247V248H200ZM213 247H214V249H213ZM219 247H220V249H221V251H219L220 249H219ZM62 248V249H61ZM150 248V249H151ZM171 248V249H170ZM174 248V249H173ZM193 248H197V249H193ZM199 248V249H198ZM216 248H218L217 250H216ZM233 248V249H232ZM245 248H249L248 246H246ZM61 249V250H60ZM156 249V250H155ZM161 250V251H163V253H164V255L162 256L161 255V251H159V250ZM168 249H170L171 251H172V254H171V251L170 250H168ZM177 249V250H176ZM193 249V250H192ZM201 249V250H200ZM211 251H210V250ZM243 249V250H242ZM54 250H56V252L54 251ZM58 250V251H57ZM68 250L71 252V254H70V252H68ZM167 250V251H166ZM175 250V251H174ZM185 250V251H184ZM186 250H187V252H189L188 253V255L187 254H184L185 252H186ZM214 250V251H213ZM234 250V251H233ZM237 250V251H236ZM240 252H239V251ZM248 250V249H247ZM155 251H157V252H155ZM159 251V252H158ZM74 252V253H73ZM78 252V253H77ZM161 252V253H160ZM165 252L166 253H168V254H165ZM173 252H175V253H173ZM186 252V253H187ZM213 252H216V253H213ZM221 252V253H220ZM233 252V253H232ZM236 252H238V254H236ZM80 253V254H79ZM162 253V254H163ZM191 253V254H190ZM193 253H195V254H193ZM213 253V254H212ZM223 253V254H222ZM75 254V255H74ZM171 254V255H170ZM174 254H176V258H175V255ZM212 254V255H211ZM219 254H221V257H219L220 255ZM228 254H229V256H228ZM234 254V255H233ZM242 254V253H241ZM58 255L60 256V257H58ZM67 255V256H66ZM159 255V256H158ZM161 255V256H160ZM174 255V256H173ZM185 257H184V256ZM217 255V256H216ZM219 255V256H218ZM233 255V256H232ZM54 256V257H53ZM57 256V257H56ZM165 256H167V257H165ZM169 256V257H168ZM172 256V257H171ZM184 258H183V257ZM194 256V257H193ZM215 256V257H214ZM67 257V258H66ZM114 257H116V255L114 256ZM160 257V258H159ZM164 257V261L162 260V258ZM178 257V258H177ZM180 257H182L181 259L182 260H180ZM191 257H193V258H191ZM80 258V259H79ZM119 257H116V258H114V260H113V262L114 263H116V264H126V262L124 261V260H122L121 261V263H120V259H118ZM169 258V259H168ZM170 258H171V262H170ZM173 258V259H172ZM190 258H191V260H190ZM218 260H217V259ZM117 259V260H116ZM160 259V260H159ZM167 259V260H166ZM177 260V261H174V260ZM193 259V260H192ZM216 259V260H215ZM56 260V261H55ZM169 260V261H168ZM173 260V261H172ZM224 260H226V258L224 259ZM160 261V262H159ZM162 261V262H161ZM166 261H168L167 263H166ZM213 261V262H214ZM73 262V263H72ZM125 262V263H124ZM175 262V263H174ZM186 262V263H185ZM189 262V263H188ZM213 262H212V264H213ZM216 262H214V263H216ZM180 263V262H179ZM179 263H177V264H179ZM249 263H252V259L251 260H249ZM127 264H129V263H127ZM147 264H149V263H147ZM151 264V263H150Z\"/></svg>",
    "mask_w": 264,
    "mask_h": 264
},
{
    "label": "snow or ice",
    "instance_id": "6c2138e0",
    "mask_svg": "<svg viewBox=\"0 0 264 264\" xmlns=\"http://www.w3.org/2000/svg\"><path fill=\"white\" fill-rule=\"evenodd\" d=\"M181 5H183V7L187 10V11H191L193 9H199L201 6L200 4L197 2V0H174L173 3H169L167 4V7L171 10L173 8H179L181 7ZM163 5H156V7H162ZM228 5L225 3H222L220 5L221 8H225ZM242 5H237V7H241ZM125 7H128V5H125ZM235 14V13H233ZM145 15H151V13L146 12ZM195 19H199V16H196ZM126 27L131 30L133 25H132V21L128 20L126 21ZM165 28L164 27H160L158 29V31L160 33H164L165 32ZM146 51V48H145ZM261 67H264V55H262L261 57ZM261 80L264 81V75L261 76ZM247 95H245L244 97V101L248 110V116L249 119L252 118H256L259 119L260 122L262 124H264V115H257V113H261L264 114V88L261 89V94L257 97H253L251 95V89H247ZM4 133L0 132V136H3ZM84 169L85 171H88V165L85 164L84 165ZM6 193L3 191H0V199H4L5 198ZM99 264V262H98Z\"/></svg>",
    "mask_w": 264,
    "mask_h": 264
}]
</instances>
